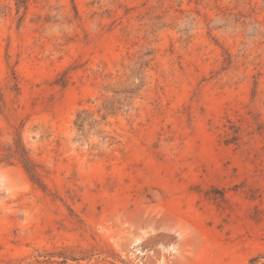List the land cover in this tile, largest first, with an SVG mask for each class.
<instances>
[{
    "label": "rangeland",
    "instance_id": "1",
    "mask_svg": "<svg viewBox=\"0 0 264 264\" xmlns=\"http://www.w3.org/2000/svg\"><path fill=\"white\" fill-rule=\"evenodd\" d=\"M0 264H264V0H0Z\"/></svg>",
    "mask_w": 264,
    "mask_h": 264
},
{
    "label": "trees",
    "instance_id": "2",
    "mask_svg": "<svg viewBox=\"0 0 264 264\" xmlns=\"http://www.w3.org/2000/svg\"><path fill=\"white\" fill-rule=\"evenodd\" d=\"M27 0H19L20 3H25ZM20 161L25 169V171L27 172V174L29 175L30 179L33 182L38 183L39 182V177L38 174L35 170V166L32 164V162L26 157L25 154H22L20 156Z\"/></svg>",
    "mask_w": 264,
    "mask_h": 264
}]
</instances>
